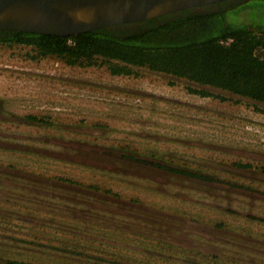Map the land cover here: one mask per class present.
I'll list each match as a JSON object with an SVG mask.
<instances>
[{"label":"rangeland","instance_id":"1","mask_svg":"<svg viewBox=\"0 0 264 264\" xmlns=\"http://www.w3.org/2000/svg\"><path fill=\"white\" fill-rule=\"evenodd\" d=\"M34 55L0 43V264H264V104Z\"/></svg>","mask_w":264,"mask_h":264},{"label":"trees","instance_id":"2","mask_svg":"<svg viewBox=\"0 0 264 264\" xmlns=\"http://www.w3.org/2000/svg\"><path fill=\"white\" fill-rule=\"evenodd\" d=\"M245 1L227 0L71 37L0 32V43L30 47L31 58L55 56L69 66L100 60L113 75L146 68L264 104V28L226 23L227 12Z\"/></svg>","mask_w":264,"mask_h":264},{"label":"water","instance_id":"3","mask_svg":"<svg viewBox=\"0 0 264 264\" xmlns=\"http://www.w3.org/2000/svg\"><path fill=\"white\" fill-rule=\"evenodd\" d=\"M227 0H0V32L71 37Z\"/></svg>","mask_w":264,"mask_h":264},{"label":"built area","instance_id":"4","mask_svg":"<svg viewBox=\"0 0 264 264\" xmlns=\"http://www.w3.org/2000/svg\"><path fill=\"white\" fill-rule=\"evenodd\" d=\"M231 40H228V42L227 43H229Z\"/></svg>","mask_w":264,"mask_h":264}]
</instances>
